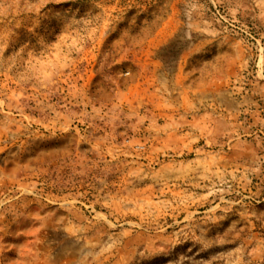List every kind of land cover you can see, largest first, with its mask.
I'll return each mask as SVG.
<instances>
[{"label":"rangeland","instance_id":"374dc122","mask_svg":"<svg viewBox=\"0 0 264 264\" xmlns=\"http://www.w3.org/2000/svg\"><path fill=\"white\" fill-rule=\"evenodd\" d=\"M0 264H264V0H0Z\"/></svg>","mask_w":264,"mask_h":264}]
</instances>
